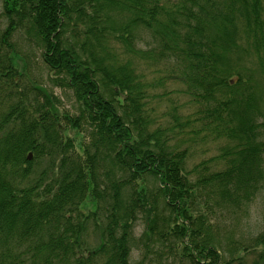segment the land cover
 I'll return each instance as SVG.
<instances>
[{
    "label": "trees",
    "instance_id": "obj_1",
    "mask_svg": "<svg viewBox=\"0 0 264 264\" xmlns=\"http://www.w3.org/2000/svg\"><path fill=\"white\" fill-rule=\"evenodd\" d=\"M1 18V98L26 76L12 39L18 33L36 46L52 87L71 92L78 114L59 112L58 97L39 86L27 105L21 94L0 112V264H95L100 255L101 264H131L128 230L138 213L152 236L170 228L189 264H232L209 217L191 210L199 200L211 212L242 205L264 179V0H1ZM140 32L151 46H138ZM139 61L180 78L203 105L205 126L229 142L220 154L225 167L191 180L186 151L149 129L147 89L160 80L148 81ZM67 128L88 138L80 152ZM29 152L49 156L52 166L21 186L31 174ZM87 197L103 205L107 224L105 240L85 256L89 216L79 205ZM160 199L168 211L162 226ZM147 233L141 244L149 249ZM251 247H260L256 264H264V229Z\"/></svg>",
    "mask_w": 264,
    "mask_h": 264
},
{
    "label": "rangeland",
    "instance_id": "obj_2",
    "mask_svg": "<svg viewBox=\"0 0 264 264\" xmlns=\"http://www.w3.org/2000/svg\"><path fill=\"white\" fill-rule=\"evenodd\" d=\"M0 25H4L3 18H1ZM139 36L137 39L138 46L147 48L153 44V39L148 33L140 32ZM12 39L18 43L17 51L21 57L18 64L22 67L23 63H25L26 76L23 75V81L19 80L13 85L11 98L7 97L4 100L0 96V112L6 110L9 104L18 100V97L22 95H25L22 103L27 105L35 97L34 88L39 86L53 91L58 97L59 103L56 109L59 112L78 114L77 103L74 101L71 92L68 90L64 91L60 87H52L49 80L50 72L40 61V54L35 48L36 46L22 41L18 33ZM138 65L139 72H143L148 81L154 82L160 80L157 82L159 85L156 84L147 89L148 96L145 106L150 120L148 127L151 131L155 129L161 130L165 135L161 139L167 138L169 144H172L177 149L186 151L184 166L189 171V178L196 180L201 172H212L213 170L225 167V161L221 158L220 154L222 148L227 146L229 142L223 137L213 135L209 130L211 126H205V120L201 119L202 117L200 118L197 113L203 105L191 100L180 78L169 79L163 70L156 72L145 61H139ZM25 77L29 81H26ZM163 77L165 78L163 79ZM25 82L32 84V86L25 88ZM0 84H2L1 81ZM3 89L7 94V90ZM262 107L264 110V97ZM174 114H176L178 120L181 122V127L174 126V118H176ZM13 127V122H10L8 129H13ZM64 137L71 138L74 141L76 152L81 151L80 147L85 139V133L67 128L64 131ZM33 159V155L31 154L30 160ZM57 159L58 157L54 158V165L56 166ZM51 166V159L47 155L34 159L30 168L31 174L25 180L24 178L18 179L19 184L21 186L31 184L34 180L38 179L41 171L47 170ZM55 172L56 167L54 171H46V175L41 182L46 183L50 181V178L55 176ZM118 176L122 177L124 174L119 173ZM148 181L151 182L149 179ZM141 182L142 180L139 181L137 179L138 188ZM260 183L259 189L252 198L242 205L213 207V211L211 212L205 203L199 200L191 210L193 217L198 213L209 217V220L213 224L211 228L215 232V237L220 240L219 253L227 261L231 262L232 260V264H256L260 247L252 249L251 244L253 238L264 229V179ZM158 203L159 208H162L158 211L160 215L159 220L161 221L159 226H162V218L168 216V211L165 208L163 209L164 205L161 199ZM79 206L86 216H89V219L85 222L84 246L82 248V253L86 256L89 250L99 246L105 240L103 231L104 226L107 224L105 216L107 212H105L102 204L90 197L85 198ZM94 211L95 214L92 213ZM146 229V219L141 213H138L137 218L128 230L130 244L129 261L131 264H189L188 257L183 253L181 247L179 245L176 246L177 242H174L173 234L169 230L170 228L162 226L160 231L161 236H152L153 234L147 233ZM145 233L154 238L149 241V245L153 246L149 249L141 244L142 239L145 240ZM170 245L176 246V249L173 247V250L170 251ZM103 261V255L97 256L95 264H101Z\"/></svg>",
    "mask_w": 264,
    "mask_h": 264
},
{
    "label": "water",
    "instance_id": "obj_3",
    "mask_svg": "<svg viewBox=\"0 0 264 264\" xmlns=\"http://www.w3.org/2000/svg\"><path fill=\"white\" fill-rule=\"evenodd\" d=\"M28 157H30V154L28 155Z\"/></svg>",
    "mask_w": 264,
    "mask_h": 264
}]
</instances>
